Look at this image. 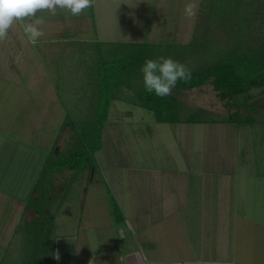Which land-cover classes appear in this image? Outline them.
Masks as SVG:
<instances>
[{
	"label": "crops",
	"instance_id": "1",
	"mask_svg": "<svg viewBox=\"0 0 264 264\" xmlns=\"http://www.w3.org/2000/svg\"><path fill=\"white\" fill-rule=\"evenodd\" d=\"M202 1L158 0L149 13H153L154 26L147 33L150 41L147 43L154 44L161 41V38L167 39V35L162 36L163 29L160 30L166 23L164 20L168 16L175 19L180 10L185 13V5L192 3L195 6V15L189 17L185 13V17L179 20L180 32L177 31L178 38L185 39L188 44L187 40L194 33ZM106 2L107 0H103L101 5ZM138 3L139 6L142 5L141 2ZM141 10L137 9L138 12ZM142 13L144 14L143 11ZM178 16L180 17L179 14ZM98 17L97 15L96 21L94 19L96 31L89 41L91 46H106L109 39L100 34ZM45 28L44 34L49 33L47 25ZM157 32L161 34H156V39ZM45 35L38 42H29L36 48L34 47L35 51L34 48L24 51L25 55L23 51H2L0 43V90L5 87L10 94L8 98H3L0 94V125L4 121L6 124L7 119H14L8 130L1 127L0 130L6 134L9 132L15 142H27L14 144L18 146L15 148L12 144L9 147L6 144L0 145V264L4 263L8 254L12 256V261L13 256L22 255L19 248L23 243L28 246L29 230L38 217L36 211L28 207V203L38 197L35 186L44 174L53 146L49 148L46 145L42 154L37 153L36 157L33 154L29 156L28 148L36 143L38 148L34 135H43L39 131L42 130L41 123L46 118L45 112L49 105L54 107L60 117L68 112L65 102L54 91L56 86L52 83L53 80L47 79L48 74L44 73L46 70L40 63L43 62L44 54L42 50L40 54L38 45L47 39ZM10 37L14 38L15 33L9 31L5 38L8 39L9 46H15L16 38L13 43L9 41ZM145 37L146 33L141 36V41ZM52 39L53 44L60 43L59 37ZM70 39L74 38L65 36L62 41ZM83 42L88 45V42ZM83 46L78 45L80 49ZM30 67L33 74L28 76V72L23 69L28 70ZM123 103L149 111L151 120L146 125L148 130H152L151 127L158 135L154 132L153 136L145 139L155 145L154 136L161 137L162 152L154 153L156 155L153 157L144 149L141 153L145 152L149 164L140 161L141 165L131 167L125 163L127 161L121 162L122 169L127 168L131 174L137 175L135 180L129 182L130 187L126 190L125 184L113 176L110 166L112 164L107 165L108 168L102 166L101 160L108 158L104 151L105 146L102 145L95 156L101 169L105 167L102 178L105 185L100 179L86 190L82 207L83 211L87 210L85 221L81 217L78 224L61 221L60 224L66 225H61L62 231L59 233L58 230L57 239L51 246L54 259L52 262L89 264L91 260L94 264H264V174L257 175L252 164L242 168L237 156L235 158L237 126L232 123L211 122L159 123L153 111L124 101ZM50 111L52 112L51 108ZM124 114L125 112L121 113ZM26 116L36 121L33 128L30 125L27 129V124L19 126V122L15 120L19 117L25 121ZM140 116L144 119L143 113ZM107 124L108 121L103 131ZM209 128L230 130L229 141H225L223 136L210 140ZM106 136L113 144L116 143L111 138L113 135L106 133L102 134V142ZM4 142V138H1L0 143ZM215 144L232 148L230 156L227 159L226 155L223 159L219 155L214 156L209 148ZM10 150L13 155L1 158L4 151ZM128 152L126 150L124 156ZM8 183L12 186H7ZM100 209L102 214L99 213ZM28 214H35V217L26 220ZM98 216L104 217V220L99 221ZM24 228L27 234L18 237V234L25 231ZM65 228H69L66 234L63 232ZM101 230L105 231V236L99 233ZM85 231H88V246L84 244L82 233ZM96 236H99V244ZM13 245L17 253L11 252Z\"/></svg>",
	"mask_w": 264,
	"mask_h": 264
},
{
	"label": "rangeland",
	"instance_id": "2",
	"mask_svg": "<svg viewBox=\"0 0 264 264\" xmlns=\"http://www.w3.org/2000/svg\"><path fill=\"white\" fill-rule=\"evenodd\" d=\"M138 1L141 2V6H139ZM138 1L107 0L105 4L101 5L103 0H92V5L77 16L60 9L54 15L47 10L37 12V15L42 17L44 21L40 24L41 30L44 33L46 25L48 27L47 31L49 30V33L45 32L46 35L43 34L47 36V39H44L45 41L40 42L38 45L40 54L42 52L44 54H42L43 62L40 61V63L46 70L44 73L48 74L47 79L53 80L52 83L56 86L54 91L60 96V100L65 102L64 106L68 112L64 117H60L61 115L59 116V113H56L54 107L49 105L47 112H45L46 118L44 117L41 123L42 130L39 131V133L43 132V135H34V138L38 140H36L38 148L37 143L28 148L29 156L33 154L36 157L37 153L42 154L46 145L49 148L53 146L50 149V157L45 172L38 180V183H40H37L39 188L37 185L35 186L37 191L42 192L43 198H45L43 205L48 207L47 210L45 208V215H47L49 222H46V227L42 232H38L39 225L37 223L33 224L29 230L28 246L23 242L26 247L20 244L19 250L22 251V255L13 256L12 261V256L8 254L3 264H54L52 262L54 260L52 252L50 253L48 249H44V245L47 244V247L53 245L57 239L58 230L59 233L62 231L61 225H66V223L60 224L61 221L77 222L78 224L79 217L84 220L87 216V210L83 211L82 207L85 192L89 185L100 179L105 185L104 180H102L105 167L101 169L98 158L96 160V153L92 155L93 164L79 172L65 170L64 172L53 173L56 169L54 165L69 158L72 152L80 148L82 140L87 148L90 145L98 144L96 137L97 125L94 119L99 100L100 64L103 63L104 66H107L112 63L114 54L111 51H121V53L127 51L119 46L121 44L136 42L148 44L147 42H150L147 33L154 26V19L153 13H149L153 10L156 2L158 3V0ZM137 9L142 10L139 13ZM97 15L100 22V26H97L100 28V34L109 39L106 46H91L92 44L89 41L96 31L94 19L96 21ZM197 15L194 33L192 38L187 40L188 44L185 43V39H179L177 33V31L180 32L179 20L185 17L184 10H180L175 19L168 16L164 20L166 23L163 27H159L160 30L163 29L164 31L162 36L166 37L167 35V39L161 38V41L149 44L151 46L148 47V51L152 54V59L170 56L185 64L193 74L226 58L232 51L239 52L251 46L255 47L264 39V0H203ZM45 22L46 25H44ZM141 23L143 26H141ZM24 25L25 20L13 24L9 31L15 33L16 45L9 46L8 39L0 40L2 51H23L24 53V51L36 48V46L30 45L29 42L31 41L26 37ZM143 30L146 31V37L141 41V36L145 35ZM156 34L160 36L161 32ZM158 35L155 36L156 39ZM55 36L59 37L60 43L53 44L52 38ZM65 36L74 39L62 41ZM14 38L10 37L9 41L14 43ZM46 40L48 41L46 42ZM83 41H89L88 45ZM78 45L84 46L80 49ZM35 48L33 51H35ZM100 58H104L102 63L99 62ZM44 60L48 61L49 64H46ZM56 69H59V71ZM23 70L28 72V76L33 74L31 67L28 70ZM39 77L42 79L41 76ZM122 80L121 85L114 91L118 99L112 102L107 128L102 132L104 135L105 133L113 135L111 138H114L116 143L113 144L110 138L107 139V136L104 142H102V139L101 145L105 146L104 151L107 153L108 158L101 161H103L102 166L105 165L107 168V165L112 164L110 166H112L113 176L124 183L127 190L130 187L129 182L135 180L137 175L131 174L132 172L127 168L122 169L121 162L127 161L125 163L131 167L141 165L140 161L149 164L145 152H150V156L153 157L156 155L154 153L162 152L160 145L162 139L159 136H157L158 138L154 136L156 138L155 145L145 139L153 136L156 132H153L151 127L152 130H148L149 128L146 125V122L151 120L149 111L141 110L142 108L137 109L123 103L124 101L132 106H140L139 93L143 91L144 87L139 69L133 71L129 78H123ZM0 91L3 98L10 97L9 89L2 87ZM251 94L253 97L249 99L248 103L239 106L236 103L238 100L236 96L215 89L214 79L212 78L204 85L193 89L176 86L167 97L172 99L181 120L195 118L204 121H235L239 119L240 125L232 123L238 128L236 131L238 133V144L236 145L235 158L237 156L242 168L252 164L258 175V173L264 174V87L252 91ZM239 102H242V100ZM123 112L125 114L121 115ZM141 113H143L144 119L141 118ZM25 118V121L19 117L15 120L17 119L19 126L27 124V129L30 128V125L33 128V123L36 121L29 118V116ZM13 120L9 121L7 119L6 124L4 121L0 127L8 130ZM223 130L209 128V139L215 140L223 136L224 140L228 142L229 133L231 132L228 129L226 131V128ZM113 131L115 132L112 134ZM9 134V132L6 134L3 130H0V136L5 141L0 145L4 146L6 144L9 147L12 144V147L15 148L18 147L19 143L27 144L25 141L15 142ZM156 134L158 135L157 132ZM26 147L28 146L26 145ZM144 149L146 151L143 155L141 152ZM209 149H212L214 156L219 155V158L223 159L226 155L225 158L227 159L232 148H229L228 145L223 147L215 144ZM126 150L129 151V154L124 156ZM3 153L1 158L5 155L9 157L13 155L11 150ZM7 186L12 185L8 183ZM93 210L94 208L91 213ZM99 213L102 214L101 209ZM34 217L35 214L32 216L28 214L26 220H32ZM98 220L102 221L104 217L99 218L98 216ZM24 230L18 234V237L27 234L25 228ZM67 231H69V228H65L63 232L66 234ZM99 233H102V236L106 235L103 230ZM82 234L84 235V244L88 246V231ZM96 240L99 244V236H96ZM17 241L20 242V240ZM11 250V252H15V245L12 246ZM8 261L11 262L8 263Z\"/></svg>",
	"mask_w": 264,
	"mask_h": 264
},
{
	"label": "trees",
	"instance_id": "3",
	"mask_svg": "<svg viewBox=\"0 0 264 264\" xmlns=\"http://www.w3.org/2000/svg\"><path fill=\"white\" fill-rule=\"evenodd\" d=\"M98 46L101 45L98 44ZM119 46L127 51L122 53L121 51H111L114 54V60L110 65L104 66L102 63L104 58L99 59V62L102 63L99 66V100L95 114L96 117L94 119L97 125L96 137L98 144L90 145L87 148L82 140L80 148L72 152L69 158L55 163L54 166L56 169L53 173L64 172L65 170L79 172L90 164H93L92 155L102 148V132L108 120L111 103L113 100L118 99L114 91L121 85L123 78H129V75L133 71L140 68L145 59H152V54L148 51V47L151 46L149 44L127 43ZM105 72L107 73L105 74ZM212 78L214 79V85L217 91L236 96L239 101L242 100V102L236 101L239 106L246 105L249 99L253 97L251 92L264 87V39L255 47L251 46L239 52L232 51L226 58L208 66L202 71L193 73L190 80L178 82L177 86L193 89L204 85ZM139 97L141 99L140 106L153 111L156 121L159 123L211 122L235 123L240 125L239 119L235 121H204L195 118L181 120L172 99H169V97H158L154 93L146 92L144 88L139 93ZM37 192L36 188L35 193ZM44 201L43 193L38 192V197L30 200L28 203V207L33 208L38 214L35 220V223L39 225L38 232H42L46 227V222H49L47 215H45L48 207L43 205L45 203ZM43 248L48 249L50 253L52 252V248L47 247V244Z\"/></svg>",
	"mask_w": 264,
	"mask_h": 264
},
{
	"label": "clouds",
	"instance_id": "4",
	"mask_svg": "<svg viewBox=\"0 0 264 264\" xmlns=\"http://www.w3.org/2000/svg\"><path fill=\"white\" fill-rule=\"evenodd\" d=\"M91 5L92 0H0V40H4L9 35V30L15 22L25 20V34L31 42H38L44 34L38 27L44 22L42 17L37 15L38 11L47 10L54 15L60 9L77 16ZM194 8V4H186V15L194 16ZM139 72L144 90L161 98L169 96L178 82L190 80L192 75L185 64L170 56L145 59ZM89 264L94 262L90 260Z\"/></svg>",
	"mask_w": 264,
	"mask_h": 264
}]
</instances>
